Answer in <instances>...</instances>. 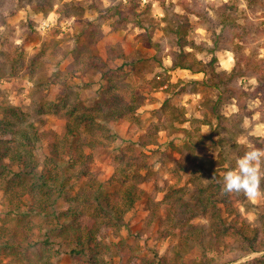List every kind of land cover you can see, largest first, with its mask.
Masks as SVG:
<instances>
[{
  "label": "rangeland",
  "instance_id": "obj_1",
  "mask_svg": "<svg viewBox=\"0 0 264 264\" xmlns=\"http://www.w3.org/2000/svg\"><path fill=\"white\" fill-rule=\"evenodd\" d=\"M34 3L0 0V103L20 108L27 123L37 127L42 138L36 152L39 164L53 144H60L70 115L106 112L120 104L134 106L135 113L112 126H78L83 151L92 159L83 183H91L94 175L104 183L105 193L123 190L118 183L107 182L125 161L118 156L120 150L127 157L139 151L136 146L127 148L130 135L147 142L141 159L151 162L140 171L144 182L137 187L143 194L124 214L123 225L102 228L108 239L99 238L98 257L107 264H146L171 258L178 236L167 220V206L179 196L191 195L195 186H207L213 180L209 173L178 171L193 143L210 131L202 121L208 119L215 127L218 117L220 126L215 127L214 136L225 142L221 149L198 150L209 159L222 153L235 166L242 153L264 149V77L251 63L264 59V0H61L47 15L35 13ZM146 4H150L148 10ZM224 5L235 9L233 21L241 38L222 25L219 9ZM177 16L187 17L190 25L182 49L164 31L168 24L179 23ZM42 20L48 22L44 29L39 27ZM83 27L101 38L88 54L75 58L74 47ZM112 46L124 58L111 61L108 49ZM179 61L196 64L200 72L178 68ZM237 61L239 66H235ZM260 67L264 72V65ZM240 70L243 73L237 75ZM159 77L171 85L167 92V86L156 87ZM103 92L110 107L95 106ZM169 107L184 112L182 123L169 119ZM78 188L68 194L70 201ZM6 197L0 190L1 229L43 223L10 214ZM217 206L227 220L244 219L248 226L259 227L264 185L255 199L233 192L226 202L218 200ZM24 256L0 249V264H71L64 256L37 259L31 249ZM255 256L222 248L208 254L214 264L243 263ZM198 257L190 252L187 260Z\"/></svg>",
  "mask_w": 264,
  "mask_h": 264
},
{
  "label": "trees",
  "instance_id": "obj_2",
  "mask_svg": "<svg viewBox=\"0 0 264 264\" xmlns=\"http://www.w3.org/2000/svg\"><path fill=\"white\" fill-rule=\"evenodd\" d=\"M58 2L61 0H35L34 12L47 15ZM149 7L150 4H146V10ZM234 10L224 5L219 9L220 17L222 25L231 27L233 36L241 38L242 35L236 33L232 14ZM176 18L179 23L168 24L164 31L182 49L187 45L189 19L185 16ZM100 38V34L95 35L90 29L81 28L73 51L74 57L78 58L80 53L88 54ZM108 52L111 61L124 58L123 52L116 46L110 47ZM238 61L242 63V58ZM238 61L235 66H239ZM251 63L252 68H259L263 78L260 64L264 65V59L259 63ZM177 67L191 73L200 72L196 64H186L184 61H179ZM242 73L240 70L237 75ZM261 83H264L263 79ZM163 86H167V92L171 85L159 77L156 87ZM137 100L141 101L142 96H137ZM102 104L109 106L105 92L95 101L97 107ZM169 109V119L174 118L182 123L184 112L175 107ZM135 111L134 106L120 104L110 107L106 112L70 115L60 144H53L45 155V161L39 164L36 152L42 147V138L37 127L27 123L26 115L20 108L0 103V190L7 196L8 212L43 220L40 226L35 227L0 228L1 250L15 252L18 257H23L24 251L31 249L36 253V258L43 261L64 256L71 260V264H107L98 257L101 254L99 238L108 239L102 228L108 225L122 226L124 214L142 196L143 192L137 187L144 182L140 171L146 170L151 164L141 159V151L147 142L130 135L127 148L131 150L136 146L139 151H131L132 154L127 157L124 150H120L118 156L125 161L121 168L115 169L107 183H118L123 190L107 194L102 188L104 183H100L94 175L89 179L91 183L81 181L88 176L85 168L92 163V159L83 151L78 126L86 123L105 128ZM202 122L209 126L210 131L193 143L192 149L185 155V163L179 164L178 171L188 175L209 173L213 180L207 186H195L191 195L179 196L175 203L167 206V220L176 227L178 236L173 255L146 264H214L208 254L219 248L256 254L252 259L237 264H264V212L260 215L259 227L248 226L244 219L227 220L222 217L217 202H226L228 193L223 189L221 191L223 175L219 176V173L234 167V164L232 159L226 160L222 153L216 159H209L198 151L221 149L225 144L224 138L214 136L218 132L215 127L220 126L218 117L215 127L208 119ZM188 166L192 169L189 170ZM75 186L79 187L78 192L70 201L68 194ZM190 252H196L198 260L188 261Z\"/></svg>",
  "mask_w": 264,
  "mask_h": 264
},
{
  "label": "clouds",
  "instance_id": "obj_3",
  "mask_svg": "<svg viewBox=\"0 0 264 264\" xmlns=\"http://www.w3.org/2000/svg\"><path fill=\"white\" fill-rule=\"evenodd\" d=\"M264 185V149L252 148L235 160V166L223 173L222 188L227 193H244L255 199Z\"/></svg>",
  "mask_w": 264,
  "mask_h": 264
},
{
  "label": "built area",
  "instance_id": "obj_4",
  "mask_svg": "<svg viewBox=\"0 0 264 264\" xmlns=\"http://www.w3.org/2000/svg\"><path fill=\"white\" fill-rule=\"evenodd\" d=\"M47 25H48L47 20H42V21L40 22L39 27H40V29H44V28L47 27Z\"/></svg>",
  "mask_w": 264,
  "mask_h": 264
}]
</instances>
